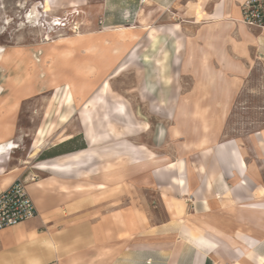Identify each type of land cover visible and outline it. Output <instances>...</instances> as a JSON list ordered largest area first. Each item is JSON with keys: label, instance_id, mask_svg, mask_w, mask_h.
I'll list each match as a JSON object with an SVG mask.
<instances>
[{"label": "crops", "instance_id": "obj_1", "mask_svg": "<svg viewBox=\"0 0 264 264\" xmlns=\"http://www.w3.org/2000/svg\"><path fill=\"white\" fill-rule=\"evenodd\" d=\"M245 1L104 0L103 33L119 32L124 49L115 69L134 65L136 85L150 88L151 111L214 126L198 129V162L159 157L158 144L175 138L168 130L157 128L150 148L135 144L129 166L141 174L128 190L126 160L117 175L105 174L109 163L79 160L86 138V148L67 149L72 136L57 140L63 129L52 123L37 129L47 130L45 142L25 157L13 146L28 127L8 123L0 132V193L28 177L38 214L0 231V264H264V26L242 21ZM158 87L197 88L183 97L197 107L177 111L169 106L174 91L159 96ZM235 119L252 121L226 126ZM119 132L126 137L127 126ZM47 151L63 153L41 159ZM165 198L177 202L154 205Z\"/></svg>", "mask_w": 264, "mask_h": 264}, {"label": "rangeland", "instance_id": "obj_2", "mask_svg": "<svg viewBox=\"0 0 264 264\" xmlns=\"http://www.w3.org/2000/svg\"><path fill=\"white\" fill-rule=\"evenodd\" d=\"M103 3L104 0H54L48 6V0H0V132L6 131L5 125L10 122L28 127L27 135H21L20 142L13 146L17 145L24 151L23 156L28 157L33 147L40 148L45 142L47 130L41 128L37 135L39 127L51 123L55 129L62 127L63 135L57 140L72 136L74 139L66 148L78 150L86 144V138L89 148L77 152L79 160L93 158L96 165L109 163L100 168L106 170L105 174L117 175L120 162L126 160L127 189L134 190L136 187L130 180L141 174L129 166L130 158L134 160L136 155L135 144L143 143L150 148L154 131L168 130L175 138L170 145L158 144L159 157L173 160L184 157L198 162L204 151L199 150L198 129L205 122L209 128L213 127L215 120L166 118L160 109L151 111L150 102L146 101L150 99V88L136 85L140 76L137 78L134 65L115 69L123 57L120 33L112 36L110 32L103 33L107 30L102 19ZM108 75L109 79L104 81ZM156 89L159 96L167 89L174 91V101L169 106L173 104L177 111L197 107L195 103L183 102L197 88ZM126 111L129 117L125 121ZM59 114L62 121L57 119ZM224 121L230 127L232 121L234 126H244L242 123L252 120ZM125 125L126 137L119 132ZM136 126L147 131L134 134ZM124 140L126 158L119 154V142ZM142 148L146 150L145 146ZM109 190L113 196L118 188L112 186ZM163 201L153 199L159 208L164 204L171 208L177 202L174 198ZM192 205L196 206L195 202Z\"/></svg>", "mask_w": 264, "mask_h": 264}, {"label": "built area", "instance_id": "obj_3", "mask_svg": "<svg viewBox=\"0 0 264 264\" xmlns=\"http://www.w3.org/2000/svg\"><path fill=\"white\" fill-rule=\"evenodd\" d=\"M146 1V0H142ZM242 21L249 26H264V0H246ZM33 175L30 180H35ZM38 214L28 190V177L18 178L0 193V231L34 218Z\"/></svg>", "mask_w": 264, "mask_h": 264}, {"label": "trees", "instance_id": "obj_4", "mask_svg": "<svg viewBox=\"0 0 264 264\" xmlns=\"http://www.w3.org/2000/svg\"><path fill=\"white\" fill-rule=\"evenodd\" d=\"M74 138L71 139V141L73 140ZM86 144H84L82 147H80V149H83V148H86ZM61 153L63 152H60V151H47V152H44L40 158L41 159H44V158H47V157H52V156H55V155H60Z\"/></svg>", "mask_w": 264, "mask_h": 264}, {"label": "bare ground", "instance_id": "obj_5", "mask_svg": "<svg viewBox=\"0 0 264 264\" xmlns=\"http://www.w3.org/2000/svg\"><path fill=\"white\" fill-rule=\"evenodd\" d=\"M48 2H49V4H48V6H50V5H53V3H54V0H48ZM46 7V6H45ZM36 9V8H35ZM35 13V12H34ZM30 15H31V13H30ZM39 59V58H38ZM3 89V88H2ZM0 90H1V86H0ZM72 96V95H71ZM10 146H12V145H10ZM17 146V145H16ZM2 148V147H1ZM38 150H39V147H37L34 151H33V153H32V155L34 156L37 152H38ZM31 155V156H32ZM177 165V164H176ZM178 168V167H177ZM180 170V169H179ZM180 172V171H179ZM262 190V189H261ZM263 260V259H262ZM261 263V262H260Z\"/></svg>", "mask_w": 264, "mask_h": 264}]
</instances>
